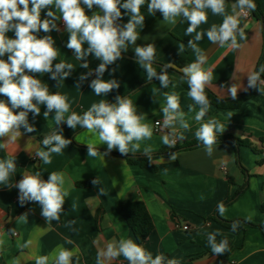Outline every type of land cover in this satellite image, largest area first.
I'll use <instances>...</instances> for the list:
<instances>
[{"label": "crops", "instance_id": "obj_1", "mask_svg": "<svg viewBox=\"0 0 264 264\" xmlns=\"http://www.w3.org/2000/svg\"><path fill=\"white\" fill-rule=\"evenodd\" d=\"M259 1L264 19V0ZM235 2L236 0H226L228 14H232V4ZM81 6L89 16L100 11L96 6L91 10L83 4ZM48 10L41 11V20L48 18ZM51 10L55 11L54 6ZM141 11L145 15V21L140 29L139 39L136 45L129 46L124 53L135 57V46L152 43L156 47V62L171 64L170 58L174 51L184 56L188 64L195 61V53L191 49L186 52L188 41L195 35H185L188 27L186 20L178 19L175 25L168 26L164 24L162 14L151 15L143 10V6ZM206 11L208 22L202 24L197 31H206L212 24L222 23L223 17L213 15L210 10ZM121 12L122 18L118 22L125 24L129 16L126 10L121 9ZM240 20L241 27L247 24V39L239 41L238 38L242 45L240 48H221L206 36L198 42L207 57L204 67L210 68L213 73L209 88L223 98L231 97L228 89L233 84L241 87L238 94L245 92L243 89L248 84L247 76L257 71L264 48L262 23L253 16L250 19L241 17ZM56 23L58 31H41L36 35L38 38L51 35L55 41L54 46L59 50L53 63H71L74 69L59 86L57 81L50 78V74H35V77L46 83L51 93L59 92L67 97L70 109L66 115L73 111L82 115L93 103L109 101L129 91L143 78L144 72L134 61L121 57L108 66L103 77L105 80L119 81V89L107 96H96L90 83L96 78L95 69L100 61L90 55L87 57L89 67H80L83 61H78L73 51L66 47L69 33L63 21L58 20ZM6 35L15 38L14 31ZM0 58L7 60V54ZM89 70L93 71V75L80 82L78 89L79 77ZM180 72L168 70L172 84L167 89L161 88L157 81L128 96L136 105L138 114L146 115L144 122L153 128L152 138L141 143V150L128 155L144 158L146 156L143 155V149L149 145L153 148L152 155L162 149H172L161 141V137L171 130L161 128L160 132L154 131L155 122L160 121L161 125L163 122L161 108L166 102L165 93L175 92L179 96L181 110L186 113L190 124V130L176 129L178 134L184 136L176 146L196 139L195 131L199 123L194 117L198 106L188 97V89L181 83ZM253 90L256 95L244 101L237 109H220L210 103V111L205 117H214L224 124V132L218 134L249 140L253 149L247 146L236 149L227 143H218L211 157L206 155L202 146L175 153V160H170L169 154L155 157L144 167L128 163L125 157L115 154L119 153L115 149L103 156L89 157L85 148L87 143L95 145L101 150V154L106 152L107 145L102 144L98 136L88 133L86 129L71 137L80 147L71 142L62 153L52 154L50 164H43L35 152L43 147L45 135L57 127L70 140L67 133L70 128L66 123L55 126L54 112L46 120L43 116L46 110L44 105L40 106L41 112L35 118L29 113V123L34 125L36 131L27 133L21 128V136L15 142H9L7 148L0 149V159L15 157L16 172L11 175L10 182L17 184L25 173L39 172L41 179L46 181L51 172H62L68 195L65 197L60 219L48 224L41 215L39 203L25 202L21 205L18 188L0 185V240L4 241L0 245V264H12L14 259L18 264H35L37 256H50L58 246L75 253L73 264H76V257L79 258L78 264H96L97 253L109 242L125 238L138 243L125 219L116 211L117 202L133 201H143L153 220L154 230L142 244L153 257L163 253L169 259L179 260L180 264H264V234L259 228L246 227L244 230L232 231L213 218L218 205L247 183L243 194L224 206L223 215H218L225 220L244 219L264 224V211L261 209L264 206V94ZM0 100L7 101V97H1ZM189 105H193L195 110L190 112ZM20 110L22 109L14 111ZM7 140L8 137L0 138V143H6ZM97 178L99 184L94 185L92 181ZM85 181L91 182L90 186H78L79 182ZM100 188L104 189L106 195L100 194ZM24 214H27V222L19 218ZM184 225L189 226V229L184 230ZM212 232L222 234L217 236V241L225 238L228 240V252L220 255L212 253L207 240V234ZM29 240V247H20ZM110 264H128V261L121 256Z\"/></svg>", "mask_w": 264, "mask_h": 264}, {"label": "clouds", "instance_id": "obj_2", "mask_svg": "<svg viewBox=\"0 0 264 264\" xmlns=\"http://www.w3.org/2000/svg\"><path fill=\"white\" fill-rule=\"evenodd\" d=\"M88 10L96 6L99 12L87 15ZM147 4V11L154 15L157 11L162 14L166 25H175L178 19L188 22L185 35L194 37L188 41L187 48L195 53V61L184 66L181 71L182 80L187 82V95L198 106L195 120L199 123L195 131L196 140L204 147L207 156L211 157L217 145V134L223 133L224 124L216 118L205 119L210 111V101L206 94L213 80L210 68H205L206 55L198 46V42L205 36L213 44L223 48L228 46L238 49L242 45L239 41L247 39L245 28L240 26L241 17H247L255 11L254 0H236L232 4V14L226 11V0H0V57L7 54V60L0 58V95L7 97V101L0 100V138L8 137L6 143H0V149L7 148L9 142H15L21 136L20 129L32 133L36 131L34 125L29 123L28 115L35 118L41 112V105L46 110L43 116L48 120L51 113H55L53 120L55 126L66 123L67 127L75 130L80 126L88 133L98 136L102 144L107 145L106 152L101 154L92 143H87V155L89 157L103 156L117 150L121 155H128L141 150V143L150 140L153 136V128L145 123V114H138L136 105L129 97L117 95L115 103L100 100L93 103L82 115L76 112L69 113L70 105L67 97L59 92L51 93L46 83L35 77V74H50V78L57 81L58 86L67 79L73 64L56 61L59 50L54 46L55 41L51 35L37 37V33L43 31L50 33L57 28V21L62 20L69 39L66 47L73 51L78 61H83L80 67L88 68V56H93L100 63L95 69V79L91 80L90 88L96 96H107L115 89H119L120 83L116 79L105 80L104 73L108 66L114 64L122 57V52H127L129 46L136 45L139 39L140 29L144 25L145 15L142 14V6ZM54 6L55 11L51 10ZM49 9L46 13L48 18L41 20V11ZM121 9L126 10L129 16L128 22L118 24L122 18ZM210 10L215 16L223 17L219 25L212 24L206 31L197 29L208 22ZM139 29V31H138ZM14 31L15 38H9L6 33ZM239 38V41H238ZM87 45L85 48L84 46ZM185 46H182V48ZM134 55L136 62L145 71L146 80L153 78L159 81L161 88H168L172 81L168 75V69L172 64L164 65L160 71L154 65L156 61V47L149 43L144 46H135ZM113 71H115L113 69ZM31 73V74H28ZM264 65L258 71L251 72L248 77V89L258 90L264 94ZM93 71L79 77L80 82L88 80ZM175 86L174 84L172 85ZM240 86L233 84L228 92L233 100L237 98ZM165 104L162 106V125L157 121V126L171 131L161 137L163 145L174 148L178 140L184 136L178 134L176 129L190 130V124L186 119V113L181 110L179 96L173 93H165ZM10 105V106H9ZM16 109H22L15 112ZM188 110L194 111L193 105ZM71 144V140L65 138L63 130L55 129L45 135L42 141L43 147L35 152L43 164H50L53 153L60 154L62 150ZM153 148L149 145L144 147L143 155L151 162L153 160ZM169 159L175 160L176 154L169 153ZM16 172L15 157L0 159V185L14 186L19 190V202H37L41 206V215L48 224L58 221L63 211V204L68 191L65 188V176L62 172H51L48 179H41L40 173H25L23 178L15 185L10 182L11 175ZM99 184V179L92 181ZM100 194L106 195L103 188ZM220 215L224 214L223 204L218 205ZM20 219L27 222V214L21 215ZM238 223L232 224V231H236ZM14 234V233H13ZM219 232L207 234L208 245L213 254L220 255L228 252V240L217 241ZM4 241L0 240V245ZM71 243V241H68ZM31 240L20 245L27 248ZM75 253L58 248L49 256H37L35 264H73ZM123 257L128 264H180V261L167 258L163 253L153 257L142 245L133 239L121 238L118 242H109L96 256V264H110L111 261ZM76 264L79 258L76 257ZM12 264H18L13 260Z\"/></svg>", "mask_w": 264, "mask_h": 264}, {"label": "trees", "instance_id": "obj_3", "mask_svg": "<svg viewBox=\"0 0 264 264\" xmlns=\"http://www.w3.org/2000/svg\"><path fill=\"white\" fill-rule=\"evenodd\" d=\"M254 2L256 4V9H255V11L251 12L252 16L262 23V26L264 29L263 10L261 7V3L259 0H254ZM143 10L147 11V4H145L143 6ZM155 14L158 15L161 13H159L157 11ZM187 51H189V48L186 47V52ZM132 61H134L136 63V65L144 72V76L140 81L136 82L130 88L129 91L119 95L122 97H128L130 94H132L136 90H138V89H140V88H142L148 84H152V83H155L158 81L155 78H153L152 81L146 80L145 71L138 65L136 60L132 59ZM170 62L173 65V67L169 68L168 70L169 71H175V72H177V71L180 72L179 70H181L184 66H186L188 64V62L186 61L184 56H181L176 51L172 52ZM157 63H159V62H157ZM160 64H162V63H160ZM154 65L157 67V71L159 72L162 67L158 64H154ZM261 65H264V48L262 51L260 61H259L258 66H257V71ZM180 74H181V76H183V73L180 72ZM261 77L264 78V74H262ZM181 83L186 89H188V85H187L186 81L181 80ZM206 94L208 96L210 103L212 105L220 108V109H237L244 103V101L253 98L256 95V92L253 89H250L248 91H245L243 93L238 94L237 98L235 100H233L231 97L230 98L220 97L209 87L206 88ZM1 97H5V96L0 95V98ZM108 102L109 103H115L116 100H115V98H112ZM83 129L84 128H82L80 126H77V128L75 130L68 129L67 133L69 135L70 140H71V137H73V135H75L76 133L80 132ZM71 142L74 145L78 146L73 140H71ZM218 143H227L236 149L240 146H247V147L252 148V145H251L249 140L237 138V137H234V136L229 135V134H217V144ZM78 147H80V146H78ZM199 147H202V145L195 139V140L190 141V142H185L183 145L175 146L174 148L170 149L169 151H166V149L165 150L162 149L161 151H159V153L153 155V158L162 157V156H165L166 154L173 153V152L178 153L181 151L192 150V149H196ZM85 148L87 149V147H85ZM98 151H101V150L98 149ZM115 154L118 156L125 157L127 159L128 163H130V164L140 165L143 167L149 165V161L147 160V157L142 158L141 156L121 155L120 153H115ZM243 171H245V169H243ZM90 184H91V182L85 181V182H79L78 186L87 187V186H90ZM246 187H247V183H245L243 186H241L239 188V190L233 196L228 197V199L221 204H223L224 206H227V205L231 204L232 202H234L239 196H241L243 194ZM26 203H28V202H26ZM261 209H262V211H264V206H262ZM116 211L119 215H121L125 219L128 226L131 228V230L134 233V236L136 237L138 244L142 245L145 242V240L149 237V235L152 233V231L154 230V223H153V220L150 216V213L148 211L146 204L143 201L117 202L116 203ZM213 218L215 220H217L218 223H220L224 227H227L230 229H232V224L234 222H237L238 223L237 230H244L246 227H256V228H259L262 231V233L264 234V224H255V223H252V222L244 220V219L225 220V219H222L218 215L217 210H216V213L213 216Z\"/></svg>", "mask_w": 264, "mask_h": 264}, {"label": "built area", "instance_id": "obj_4", "mask_svg": "<svg viewBox=\"0 0 264 264\" xmlns=\"http://www.w3.org/2000/svg\"><path fill=\"white\" fill-rule=\"evenodd\" d=\"M252 17V13L250 12L249 15L247 17H243L244 19H250ZM160 122V121H159ZM161 123V122H160ZM160 129L161 127L157 126V121L155 122V125H154V131L155 132H160ZM183 229L184 230H188L189 229V226L187 225H184L183 226ZM15 235H17V233H15Z\"/></svg>", "mask_w": 264, "mask_h": 264}, {"label": "water", "instance_id": "obj_5", "mask_svg": "<svg viewBox=\"0 0 264 264\" xmlns=\"http://www.w3.org/2000/svg\"><path fill=\"white\" fill-rule=\"evenodd\" d=\"M117 23L119 24V22L117 21ZM122 57H125V58H128V59H134V60H136V58L135 57H133V56H131V55H129V54H126V53H124V52H122ZM154 64H158V65H160L162 68L164 67V65L165 64H160V63H157V62H155L154 61Z\"/></svg>", "mask_w": 264, "mask_h": 264}]
</instances>
